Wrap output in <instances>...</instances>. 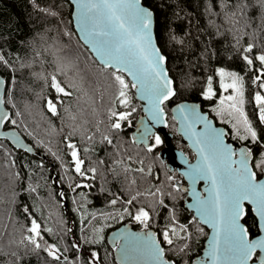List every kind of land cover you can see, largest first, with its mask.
<instances>
[{"label": "trees", "instance_id": "trees-1", "mask_svg": "<svg viewBox=\"0 0 264 264\" xmlns=\"http://www.w3.org/2000/svg\"><path fill=\"white\" fill-rule=\"evenodd\" d=\"M143 3L155 13L157 42L174 79L176 94L164 103L173 142L193 155L177 132L170 109L178 101L194 100L228 128V138L235 146L251 148L258 162L264 155V123L259 119L254 95L256 92L264 95V91L255 82L259 62L255 61L252 67L242 57L247 54L243 49L250 43L257 45L252 55H259L264 49V6L260 0H143ZM225 3L231 6L229 12L244 6L238 24L230 26L222 22L218 14L226 11ZM0 55L3 56L0 72L8 81L5 102L12 111L11 119L17 121L15 125L9 122L6 125L17 127L45 154L43 158L28 153L0 137V264H77V261L85 264L90 252L100 254L99 264H119L107 234L125 221L136 228H145L140 222L134 223L140 207L150 212L149 227L156 230L166 258L175 264H193L202 252L209 228L199 220L191 223L194 214L185 205L183 178L171 171L159 155L163 137H151L150 145L156 136L161 140L151 151L150 145L133 140L131 131L141 110L126 74L131 104L129 108L118 104L115 107L117 111L130 108L135 111L129 117L130 123L126 121L121 129L110 127L109 111L117 90L109 75L112 70L105 68L80 39L73 24L70 0H0ZM220 67L243 78V113L256 130L258 143L251 138L240 139L246 135L243 117L229 107L221 110ZM53 76L66 91L72 92L71 96L55 92ZM209 77L215 92L210 99L203 95ZM54 95L58 116L46 104ZM97 126L100 133L112 140L111 144L99 134L92 140L86 138L96 133ZM238 129L239 136L235 133ZM69 137L85 162L82 169L88 175V183L84 187L75 172L66 139ZM92 168L95 173L90 171ZM141 168L143 172L138 171ZM255 171L258 177L264 174V169ZM176 184L179 191L174 188ZM157 188L163 196L151 195ZM134 196L131 205H120V198L128 201ZM25 206L28 213L24 212ZM246 212L243 221L254 236L259 233L258 220L248 204ZM32 219L41 225L40 248L27 239ZM174 223L187 225L191 236L178 238L184 236L178 229L174 243L168 245L160 234ZM49 228L51 232L47 231ZM74 243L80 244V248L73 249ZM51 244L61 249L64 259L55 261L47 254L46 247Z\"/></svg>", "mask_w": 264, "mask_h": 264}, {"label": "snow or ice", "instance_id": "snow-or-ice-1", "mask_svg": "<svg viewBox=\"0 0 264 264\" xmlns=\"http://www.w3.org/2000/svg\"><path fill=\"white\" fill-rule=\"evenodd\" d=\"M260 3L264 6V0H260ZM230 7L229 4L225 3L226 11L218 15L222 22L234 26L240 22L239 18L243 16L244 6L241 5L239 11L229 12L227 9ZM79 8L80 31L105 68L112 70L109 75L117 86L115 103L109 111V117L112 119L110 127L115 130L121 129L122 122L130 123L129 117L135 111V108L117 111L115 107L118 104L124 108H129L131 104L129 82L125 79V74L131 77V88L136 89L140 98L147 101L148 106L145 111L150 113L153 120L161 121L164 111L161 106L176 93L173 86L174 82L168 76L165 67L167 57L153 44V12L142 6V0H80ZM245 27L247 28L248 25ZM256 47L255 43L248 44L243 49L247 54L242 59L252 67H255V61L259 62L255 82L261 89H264V49L260 50L259 55H252ZM0 60H3L2 55H0ZM219 76L220 88L224 92L232 89L235 93L221 97L220 105L223 106L225 101L232 102L228 107L243 117L246 135L240 136V139L248 140L251 138L253 142L258 143V134L247 120L242 109L244 104L243 78L235 72H226L223 68L219 69ZM228 78H230V82H226ZM52 81V87L56 93L65 96L72 95L71 91H66V87H62L56 81L55 76L52 77ZM203 95L209 99L215 96L211 77L208 79V88ZM55 100L54 95L52 99L46 101V104L48 110L53 115L58 116L60 113ZM254 100L259 106V119L264 122V95L256 92ZM59 103H63V101H59ZM177 111L180 113L200 157L198 163L190 166V171L185 172L184 175L189 176L194 183L197 180H205L210 183V187L205 189L206 196L197 193L193 188L192 195L195 200L190 207L195 209L196 215L191 218V223L195 224L199 220L215 229V235L210 243L208 253L213 260L219 264H249L257 249L264 252V237L249 239L248 228L245 223H241L242 218L247 215L243 205L246 201L255 205V213L259 217L258 227L264 229V182L259 180L257 172L254 170L257 168L264 169V155H261L257 162L253 158L251 148H242L237 153L230 145L224 143L222 133L212 129L206 118L200 115L194 106L182 104ZM5 121L13 125L17 123L16 120L10 118L8 113L0 114V125H3ZM198 123L205 125L204 132L195 131V126ZM96 134L101 135L107 143H112L107 135L99 132L98 126L96 133L88 135L86 138L92 140ZM237 135L239 136V129ZM66 139L68 140V148L71 150L75 172L81 176L86 175L82 171L85 162L80 158L79 149L75 143L71 142L70 137ZM160 143V137L156 136L154 144L150 145L148 150L151 151ZM0 150H2V146H0ZM237 156L238 159H234ZM90 171L95 173L96 169L92 168ZM138 171L143 172V169H138ZM169 180L171 181L172 177H169ZM174 188L176 191L180 190L178 184L174 185ZM151 195L163 196L164 193L157 188ZM135 199V196L132 197L127 201V204L131 205ZM116 202V200L111 201L113 205ZM159 203L162 204L163 200H160ZM124 211L128 215H132L127 208ZM24 212H29L27 206L24 207ZM134 219L148 228V222L152 216L148 210L140 207L136 211ZM30 225L29 232L31 235L27 239L35 248H40L41 225L35 219L30 221ZM178 229L179 233L184 234L178 238L186 239L191 236L187 225L174 223L160 234L162 241L172 245L174 243L173 237L178 236ZM47 231L51 232L52 229L49 228ZM121 238L125 242L122 245L117 244V246L121 249L124 259L134 255L147 261L148 264H175L174 261L164 260V248L161 247V240L157 239L151 232L143 235L129 234ZM116 241L117 238L114 237V243ZM80 246L78 243L72 245L73 249H79ZM187 247L188 245L185 243L184 248ZM46 251L55 261L64 259L61 249L55 244L48 245ZM100 260L101 257L98 252H90V258L85 261V264H99ZM260 261L261 264H264V257H261Z\"/></svg>", "mask_w": 264, "mask_h": 264}, {"label": "water", "instance_id": "water-1", "mask_svg": "<svg viewBox=\"0 0 264 264\" xmlns=\"http://www.w3.org/2000/svg\"><path fill=\"white\" fill-rule=\"evenodd\" d=\"M72 3V18H73V24L75 27V30L77 31L80 39L82 42L88 46L89 50L93 53V55L96 57V59L101 63L100 59L96 56V54L91 50V46L88 44L87 40L84 39V34L80 31L79 26V20H78V14H79V5L80 0H70ZM142 6H145L149 8L153 12V24H152V34H153V44L157 46L160 51L162 52L156 38V31H155V13L154 11L145 5L142 0ZM163 53V52H162ZM164 54V53H163ZM165 55V54H164ZM102 64V63H101ZM168 76L173 80V77L170 75L169 69L167 67V64L165 65ZM130 80L131 77L127 76ZM8 81L5 78V76L0 72V101H3V103H0V114L8 113V115L12 116L11 109L7 106L5 102V95L7 91ZM175 88V84L173 85ZM176 93V89H175ZM135 96L141 103V113L138 115L136 120V127L132 131V138L137 144H142L145 146H148L150 144V138L151 136L156 132L159 131L164 137H165V147L161 149L160 151V157L163 160H167V165L171 170H176L177 173L182 174L186 183L184 185V189L187 190V196L185 198V205L186 207L191 210L196 215L195 209L190 207L194 203V196L192 195L193 188L197 193H201L203 195H207L205 189L210 187V183L205 180H197L195 183L193 180L189 177L184 175L185 172L190 171V166H194L198 163L200 157L197 153L196 147L193 145V140L190 137V134L187 132L186 125L184 121L180 117V113L177 111L178 107L180 105H188L190 107L194 106L197 110V112L206 118L207 122L209 123L210 127L214 130L219 131L222 133V139L225 144L230 145L237 153H239L240 149L242 148H248L246 145H239L235 146L228 138L229 130L228 128L220 124L216 121V119L209 114L208 111L203 110L201 104L194 100H181L176 103H174L171 106V114L173 118L175 119L177 125L176 129L177 132L183 137V139L188 143L189 148L194 152L195 156L192 160H190L189 156L185 154V152L179 148H176L172 142V133L168 130V117H167V111L164 108V104L161 106L163 108V116L161 121H155L152 119L149 112L145 111V108L148 106L147 101L142 100L140 98L139 93L135 89ZM172 98V97H171ZM170 98V99H171ZM166 102V101H165ZM258 106V105H257ZM259 115V112H258ZM264 123V122H263ZM7 121L3 125H0V137L8 139L11 144L18 149H22L27 151L31 154H36L37 156L45 158V154L43 151L38 150L31 144L25 136L21 133V131L15 127V126H7ZM196 132H204L205 131V125L203 123H198L195 126ZM31 149V150H29ZM234 159H238L237 157H234ZM255 170V169H254ZM261 182H264V174L261 177H258ZM250 205L252 207V210L255 213V205L251 204L250 202L246 201L244 203V208L246 210V205ZM245 217V216H244ZM241 220V223H244L243 219ZM258 224H259V217L256 215ZM201 222V221H200ZM204 224L203 222H201ZM209 228L208 236L205 240L204 247L202 249L201 254L197 255L195 259L193 260V264H219V262L213 260L211 256L208 255L210 251V243L212 241L213 236L215 235V229L211 227V225L204 224ZM246 225V224H245ZM247 227V226H246ZM151 232L153 233L157 239H159L156 230L152 227L149 228H136L130 221H125L118 226L112 228L108 234H107V240L111 246L114 247V253L116 260L119 264H148L147 261L142 260L139 257H136L134 255L129 256L128 259H124L122 257L121 249L117 246V244H124V239L121 238L123 236H127L129 234H139L143 235L145 233ZM249 232V230H248ZM114 237L117 238L116 243H114ZM261 237H264V229L259 228V233L251 236L249 232V239H260ZM161 247L164 248L163 243L161 242ZM264 257V252H261L260 249L256 250V254L252 257V259L249 261V264H261L260 258ZM164 260L172 261L170 259L166 258L165 250L163 255Z\"/></svg>", "mask_w": 264, "mask_h": 264}, {"label": "flooded vegetation", "instance_id": "flooded-vegetation-1", "mask_svg": "<svg viewBox=\"0 0 264 264\" xmlns=\"http://www.w3.org/2000/svg\"><path fill=\"white\" fill-rule=\"evenodd\" d=\"M140 110H142L141 109V103H140ZM121 111V110H120ZM141 113V112H140ZM139 113V114H140ZM138 117V116H137ZM136 120H137V118H136ZM124 123L125 122H122V126L124 125ZM177 125V124H176ZM136 127V121H135V126H134V128ZM134 128H133V130H134ZM132 130V131H133ZM132 131H131V135H132ZM172 133V132H171ZM155 135H161L162 137H163V141H162V143L160 144V148H159V155H160V151H161V149L162 148H164L165 147V145H166V143H165V137L159 132V131H156L151 137H153V136H155ZM172 142H173V135H172ZM186 142V141H185ZM136 143V142H135ZM150 144H151V138H150ZM149 144V145H150ZM173 144H174V146L176 147V148H179V149H181V150H183L182 148H180V147H178L174 142H173ZM186 144H187V146H188V143L186 142ZM188 148H189V146H188ZM190 149V148H189ZM191 150V149H190ZM184 151V150H183ZM192 151V150H191ZM185 152V151H184ZM185 154L187 155V156H189V158H190V160H192L193 158H194V156H195V154H194V152L192 151V156L191 155H189V154H187V152H185ZM163 160V159H162ZM73 161V160H72ZM166 164H167V162H168V159L165 161V160H163ZM168 166V165H167ZM170 169V168H169ZM171 170V169H170ZM82 171H84L83 169H82ZM171 171H174V172H176L177 173V171L174 169V170H171ZM179 174V173H178ZM179 175H181L182 176V178H183V182H182V184H181V188H182V190L183 191H185V195L187 196V190H185L184 189V185H185V183H186V181H185V179H184V177H183V175L182 174H179ZM78 178L79 179H82L81 181H82V185H83V187H84V185H87V183H88V175H84V176H81L80 174H78ZM186 196H185V198H186ZM120 205L121 206H124L125 204H127V200H125V199H122V198H120ZM138 221H134V223H137Z\"/></svg>", "mask_w": 264, "mask_h": 264}, {"label": "rangeland", "instance_id": "rangeland-1", "mask_svg": "<svg viewBox=\"0 0 264 264\" xmlns=\"http://www.w3.org/2000/svg\"><path fill=\"white\" fill-rule=\"evenodd\" d=\"M220 68H223V67H220ZM219 68V69H220ZM219 69H218V71H219ZM223 69H225V68H223ZM225 71L226 72H235V71H232V70H227V69H225ZM236 73V72H235ZM57 81V80H56ZM58 82V81H57ZM226 82H230V78H228L227 80H226ZM263 91H264V89H262ZM229 94H235L234 93V91L232 90V89H229V91L228 92H224L222 89H221V91H220V93H219V101H220V99H221V97H223V96H227V95H229ZM230 103H232V102H229V101H225V104L223 105V106H221L220 108H221V110H225V109H228L227 107H228V105L230 104ZM242 109H243V105H242ZM220 120H222L221 118H220ZM242 120H243V118H242ZM235 133H237V131H235ZM76 175H78V173H76Z\"/></svg>", "mask_w": 264, "mask_h": 264}, {"label": "bare ground", "instance_id": "bare-ground-1", "mask_svg": "<svg viewBox=\"0 0 264 264\" xmlns=\"http://www.w3.org/2000/svg\"><path fill=\"white\" fill-rule=\"evenodd\" d=\"M203 108V107H202ZM35 155V154H34Z\"/></svg>", "mask_w": 264, "mask_h": 264}]
</instances>
